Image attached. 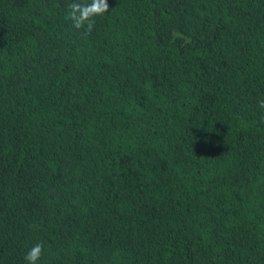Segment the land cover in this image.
Returning a JSON list of instances; mask_svg holds the SVG:
<instances>
[{
  "label": "trees",
  "instance_id": "16d2710c",
  "mask_svg": "<svg viewBox=\"0 0 264 264\" xmlns=\"http://www.w3.org/2000/svg\"><path fill=\"white\" fill-rule=\"evenodd\" d=\"M0 0V264H264V0Z\"/></svg>",
  "mask_w": 264,
  "mask_h": 264
},
{
  "label": "clouds",
  "instance_id": "9594fccd",
  "mask_svg": "<svg viewBox=\"0 0 264 264\" xmlns=\"http://www.w3.org/2000/svg\"><path fill=\"white\" fill-rule=\"evenodd\" d=\"M108 7L107 0H71L67 5V18L71 20L73 28L82 30L86 36L91 33L95 18L107 13ZM259 107L264 108V100L259 101ZM43 251V243L37 242L28 250L24 259L27 264H37Z\"/></svg>",
  "mask_w": 264,
  "mask_h": 264
}]
</instances>
